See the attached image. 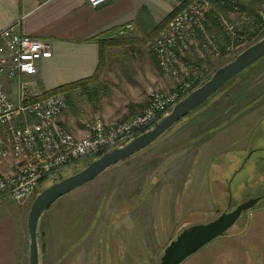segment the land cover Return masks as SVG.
Returning <instances> with one entry per match:
<instances>
[{
    "label": "rangeland",
    "instance_id": "rangeland-1",
    "mask_svg": "<svg viewBox=\"0 0 264 264\" xmlns=\"http://www.w3.org/2000/svg\"><path fill=\"white\" fill-rule=\"evenodd\" d=\"M258 2V0H234L233 3L223 6L216 3L208 10L205 24L208 34L214 38L215 44L224 52L223 54L229 53L232 56H229L227 61L221 57L209 62L211 66L209 71L212 73L206 80L210 79L217 69L264 39V34L257 27L258 22L256 23V20H261L259 15L261 5ZM246 30L252 33L260 31L251 39ZM159 31H153L152 33L156 34L149 35L144 44L110 47L105 57L101 78L105 77L107 81L117 75L123 82H139V77L142 74L146 76L144 73L148 69H152L160 76L153 49V42ZM229 31L243 35L236 40ZM133 35L132 32L127 38H137L131 37ZM118 38L122 37L118 36ZM112 81L115 83V79ZM68 95V109L64 112V116L65 114L70 116V113H67L70 111L71 102L70 94ZM84 98L91 101L96 95L88 93ZM94 119L96 118H92ZM235 138L237 140L232 148L222 145L226 139ZM189 148L193 150L190 152ZM218 148L221 149L215 151ZM113 149L115 148L111 150ZM233 157L235 164L227 167L225 172L227 175L223 176L230 184L233 182L234 192L239 191L238 186L249 184L239 191L243 193L240 197L223 196L220 199L222 203L213 207V197L204 195L201 197L202 211L194 210L199 204L195 202L197 206H191L194 204L193 193L183 187V182L178 178L180 185L174 188L179 189L172 187L174 180H171V176H180L184 179L188 174V178L191 177L190 173H186L188 172L186 169L195 166L193 162L196 158L197 161L200 159L197 166H201L202 162L203 169H206L212 158L225 163ZM88 160L69 166L43 181L31 199L21 203L7 199L5 203L23 205L26 208V223H28L31 206L36 197L54 183L85 168L89 164ZM180 160H184L186 165ZM239 169L241 170L237 173ZM198 177L199 173L194 175L193 181ZM206 182L211 183L214 180L206 179ZM253 182L257 184H252ZM263 190L264 58L231 79L150 147L55 201L42 214L38 224L40 264H66L64 258L68 256L70 264H160L166 247L183 230L193 225L209 223L226 212L224 210L227 208L233 209L240 200L248 198L238 206L252 199L255 194H263ZM195 200L197 201L198 197ZM261 202L254 209L243 213L240 221L226 234L210 242L182 264H264V199ZM83 210H87L85 214L89 220L86 222L91 227L97 222V215L101 213L100 226L94 233V238H97L99 243L92 241L91 245L95 248L98 246L102 252L101 258L96 262L85 260L86 256L82 252V257L79 258L80 251L74 250L84 242L89 232L81 229V223H84L81 216ZM5 213L0 210V219ZM46 228L50 238L47 245L51 254L45 261L44 247L47 246L44 245L42 233ZM20 236L26 238L25 251L24 244L20 246L26 257L25 260L21 258L17 263L30 264V235L27 225L25 234L20 232ZM62 249L67 252L64 258Z\"/></svg>",
    "mask_w": 264,
    "mask_h": 264
},
{
    "label": "built area",
    "instance_id": "built-area-1",
    "mask_svg": "<svg viewBox=\"0 0 264 264\" xmlns=\"http://www.w3.org/2000/svg\"><path fill=\"white\" fill-rule=\"evenodd\" d=\"M86 1L97 7L110 0ZM168 1L176 3L174 15L156 35L153 49L172 89L152 92L145 109L130 120L115 125L101 118L87 122L82 138L68 131L60 120L68 109V95H46L34 80L38 63L52 57L50 43L21 35L14 28L0 32V162L9 157L27 161L0 177V199L25 202L49 177L129 143L205 83L212 73L209 69L213 59L222 57L227 61L232 56L223 54L205 24L212 5H228L234 0ZM258 1L261 20L257 27L264 33V0ZM134 30L135 25L129 23L117 31V36L127 37ZM230 33L237 36L235 31Z\"/></svg>",
    "mask_w": 264,
    "mask_h": 264
},
{
    "label": "crops",
    "instance_id": "crops-1",
    "mask_svg": "<svg viewBox=\"0 0 264 264\" xmlns=\"http://www.w3.org/2000/svg\"><path fill=\"white\" fill-rule=\"evenodd\" d=\"M175 6L174 1L168 0H110L97 7H92L86 0H0V32L14 28L21 35L50 43L52 57L38 63V74L34 77L41 92L47 94L63 85L76 83L95 74L100 63V44L97 41L100 35L109 31H116L117 36V31L120 28L132 23L135 25V30L131 37H148L170 15H173ZM108 66H110L109 62ZM157 68L161 73L160 76L152 69H148L144 73L146 76L142 74L139 77V82H123L115 75L107 81L105 77H102L98 82L92 83L86 88L71 90L69 92L70 111L67 112L70 113V116L69 114L64 116L63 113L60 117L62 124L72 134L82 138L87 132L86 123L92 118H102L111 125L132 119L143 111L142 109L148 104V99L154 90L168 92L172 86L168 77L163 75L158 64ZM114 79L115 83L112 81ZM88 93L95 94L96 98L87 101L84 95ZM235 140L237 138L226 139L222 145L232 148ZM192 150L193 148H189L190 152ZM216 159H210L207 168L203 169L202 162L201 166H197L200 159L197 161L196 158V161L193 162L195 166L192 169H186L188 172L185 171L190 173V178H188V174L184 179L180 176H171V180H174L173 188L180 185L182 181L183 187L188 188L190 193H193L194 204L191 206H197L195 202L199 204L198 208L196 207L194 210L202 211L203 201L201 197L204 195L213 197L212 206L217 207L218 203H222L220 199L223 196L236 195L240 197L243 193L239 191L249 185L245 183L242 187L238 186L237 190L239 191L234 192L233 182L230 184L223 175H227L225 173L227 167L235 164V158L233 157L225 163L219 159L216 161ZM180 161L186 165L184 160ZM26 163V159L9 158L0 164V175L13 173ZM240 170H237V173ZM197 173H199V177L193 181L194 175L196 176ZM178 178L180 182H178ZM206 179L208 181L214 180L211 182L213 184L207 183ZM252 184H257V182ZM174 189L178 190L179 188ZM174 189L172 192L175 194ZM260 195L264 196V192L263 194H255L253 198ZM196 197H198L197 201L195 200ZM7 199H0V210L6 212L2 214L0 219V264H18L17 261L21 258L25 260L26 257L24 252L26 238L25 236L19 237L20 232L25 234L26 225L28 228L26 208L17 203L13 205L8 202L5 203ZM246 199L240 200L237 204ZM218 200L220 201L218 202ZM260 203L262 202L259 201L258 204ZM86 212L87 210H83L81 215L82 221H84L81 223V229L89 232L84 242L74 250L75 252L80 251L79 258L82 257V252L86 256L85 260L90 259L96 262L97 259L101 258L102 252L98 246L95 248L91 245L92 241L99 243L97 238H94V233L100 226L101 213L97 215L98 220L91 227L87 224L89 219L85 214ZM145 223L147 224V222ZM47 232L46 228L42 233L44 245L47 246V248L44 247L46 249L45 261L46 257L51 254L50 247L47 245L50 242ZM21 244H24V251L20 249ZM86 244L87 246H85ZM63 251L64 258L67 252ZM64 259L66 264H70L69 256ZM54 261L56 260L54 259Z\"/></svg>",
    "mask_w": 264,
    "mask_h": 264
},
{
    "label": "water",
    "instance_id": "water-1",
    "mask_svg": "<svg viewBox=\"0 0 264 264\" xmlns=\"http://www.w3.org/2000/svg\"><path fill=\"white\" fill-rule=\"evenodd\" d=\"M264 58V39L240 53L233 61L217 69L202 86L192 91L175 105L172 111L153 128L134 138L129 143L103 154L79 172L49 186L34 200L28 217L30 235V264H40L38 247V224L42 214L64 195L98 178L108 169L124 162L154 144L176 123L192 110L216 94L228 81ZM260 197L252 198L217 219L193 225L183 230L164 250L160 264H182L216 238L226 234L242 218L243 213L253 209Z\"/></svg>",
    "mask_w": 264,
    "mask_h": 264
},
{
    "label": "trees",
    "instance_id": "trees-1",
    "mask_svg": "<svg viewBox=\"0 0 264 264\" xmlns=\"http://www.w3.org/2000/svg\"><path fill=\"white\" fill-rule=\"evenodd\" d=\"M171 16V15H170ZM168 17V19L165 20L164 23H162V25L160 27H158V29H156L157 31L162 29L170 20L171 17ZM258 22V20H256V23ZM260 31V30H259ZM259 31H255V33L249 31V30H246L249 38H253L255 37L256 33H258ZM156 33H152L150 34L151 36H154ZM264 34V33H263ZM243 35V33H238L236 37V40H238L239 38H241ZM152 38V37H151ZM262 39V38H261ZM148 40V37L147 38H143V37H137V38H125V37H122V38H118V36H116V31H109V32H106V33H103L102 35H100L98 38H97V41L99 42L100 44V63H99V66L95 72V74L90 77V78H87V79H84V80H81V81H78L76 83H72V84H68V85H63L51 92H48L46 95H50V94H53L55 92H65V93H69L71 90H74V89H78V88H86L88 85L90 84H95L96 82H98L101 78V75L103 73V70H104V66H105V57L107 55V52L109 50L110 47H121V46H136V45H139V44H144L146 43ZM238 43V41H237ZM229 82V81H228ZM227 82V83H228ZM67 93V95H68ZM213 96V95H212ZM211 96V97H212ZM210 97V98H211ZM209 98V99H210ZM68 102H69V95H68ZM195 110V109H194ZM190 114V113H189ZM181 121V120H180ZM125 145V144H124ZM120 146H123V145H120ZM119 146V147H120ZM104 154V153H103ZM103 154H99L91 159L88 160L87 163H90L96 159H98L99 157H101ZM134 157V156H133ZM40 193V192H39Z\"/></svg>",
    "mask_w": 264,
    "mask_h": 264
},
{
    "label": "flooded vegetation",
    "instance_id": "flooded-vegetation-1",
    "mask_svg": "<svg viewBox=\"0 0 264 264\" xmlns=\"http://www.w3.org/2000/svg\"><path fill=\"white\" fill-rule=\"evenodd\" d=\"M254 198H257V197H254ZM260 198H261V200H260V202H261V201L264 199V196H261ZM257 205H258V204H257ZM257 205H256V206H257ZM237 206H238V204L235 205L234 208H236ZM256 206H255V207H256ZM255 207H254V208H255ZM234 208H233V209H234ZM254 208H253V209H254ZM233 209H232V208H227V210H224V211H226V212H230V211H232Z\"/></svg>",
    "mask_w": 264,
    "mask_h": 264
},
{
    "label": "bare ground",
    "instance_id": "bare-ground-1",
    "mask_svg": "<svg viewBox=\"0 0 264 264\" xmlns=\"http://www.w3.org/2000/svg\"><path fill=\"white\" fill-rule=\"evenodd\" d=\"M208 80H209V79H208ZM208 80H207V81H208ZM203 84H204V83H203ZM203 84H202V85H203ZM111 151H112V150H111ZM108 152H109V151H108ZM106 153H107V152H106ZM104 154H105V153H104Z\"/></svg>",
    "mask_w": 264,
    "mask_h": 264
}]
</instances>
